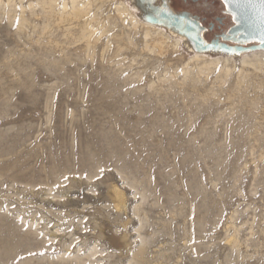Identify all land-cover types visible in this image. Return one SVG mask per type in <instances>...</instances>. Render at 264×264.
I'll return each instance as SVG.
<instances>
[{
	"label": "rangeland",
	"instance_id": "1",
	"mask_svg": "<svg viewBox=\"0 0 264 264\" xmlns=\"http://www.w3.org/2000/svg\"><path fill=\"white\" fill-rule=\"evenodd\" d=\"M22 5L0 8V264H264V66L206 71L164 39L151 55L114 6L88 13L87 55L80 20L49 40L43 6Z\"/></svg>",
	"mask_w": 264,
	"mask_h": 264
},
{
	"label": "bare ground",
	"instance_id": "2",
	"mask_svg": "<svg viewBox=\"0 0 264 264\" xmlns=\"http://www.w3.org/2000/svg\"><path fill=\"white\" fill-rule=\"evenodd\" d=\"M19 2V4L21 5L20 9H22V12L24 11V7L22 5V1L23 0H16ZM15 0H6L5 2L3 0H0V8H7L6 6H8L9 8H11V6H14L16 3ZM160 0H157V2H159ZM37 3V2H36ZM58 0H38V4H41L44 8V10H46L44 13H46V18L44 21L43 26H41L42 28L40 29V33L41 35L46 36L47 39H49L50 37H53V31L56 28H60V26L63 24L66 27H64V32H66V34L63 32V36H65L64 38L69 37L68 34H71L72 30L68 27L70 25V23H72V21L74 20H80V33L79 34V39L78 41H82L86 43V51H87V55H92L95 51L97 42L99 40V38L95 35L94 33V29L95 26L92 27L91 23H95V18L98 17L97 15H95V17H93L92 19H88L87 15L89 12H91L90 10L92 8H96L98 11H100L102 8L105 9L106 7L110 6H114V8L112 9L113 13L110 12V14L112 13L111 16H114V18H116L115 16H117L118 19H121V21L123 19L128 20L129 22V26L131 27L130 30L126 29V32L122 33V35H124L123 38H126V41L132 43L133 40H135L134 38H132V32L138 31L139 29H141V34L143 35V41H145V46L147 48V51L149 52V54L151 53H158L159 54L163 51L162 49H164L166 46H164V48L162 47L161 44V40L164 39V41L169 40L170 42H172L171 44H174L175 46L177 45H181L182 47L185 49V46H187L186 44L189 42V40L187 39L186 35L183 33H180L177 29L173 28V27H167L165 25H158V24H154L151 21H149L148 19L143 17V14H141V10L139 9V7L136 4H132L130 2V0H63V3L61 4V10L58 11L57 9V4H58ZM32 2L27 4V7L32 9ZM37 6V5H36ZM8 8V9H9ZM33 8H35L33 6ZM27 9V8H26ZM41 9V8H40ZM1 10V9H0ZM12 10V9H11ZM28 10V9H27ZM43 10V11H44ZM93 11V10H92ZM105 11V10H104ZM21 12V13H22ZM31 12H33L31 10ZM109 12V11H108ZM42 13V11H41ZM97 13V11H96ZM95 13V14H96ZM102 13V12H101ZM43 14V13H42ZM90 14V13H89ZM100 14V12H99ZM104 14V12H103ZM103 14H100L103 15ZM105 14H107L105 12ZM102 17V16H101ZM116 18V19H117ZM117 19V20H118ZM22 22V18L20 19ZM27 20V19H26ZM110 20V19H107ZM114 20V19H113ZM20 21V22H21ZM120 21V20H119ZM77 22V21H76ZM75 22V24H76ZM79 22V21H78ZM77 22V23H78ZM124 22V21H123ZM126 22V21H125ZM21 24V23H20ZM127 24V23H126ZM110 25V24H109ZM108 25V26H109ZM78 26V25H77ZM111 26V25H110ZM127 26V25H126ZM23 26H21L22 28ZM73 27V26H72ZM125 27V26H124ZM128 27V26H127ZM20 28V29H21ZM25 28V27H24ZM23 30V29H22ZM71 30V32H70ZM120 30V29H119ZM125 30V29H124ZM121 32V31H120ZM138 33V32H137ZM121 34V33H120ZM62 35V33H61ZM121 35V36H122ZM62 36V37H63ZM67 36V37H66ZM72 36V35H71ZM74 36V35H73ZM119 36V37H121ZM136 36V35H135ZM139 36V35H138ZM78 37V36H77ZM140 37V36H139ZM42 38V37H41ZM122 38V37H121ZM45 40V39H44ZM50 40V39H49ZM75 40V39H73ZM77 40V39H76ZM75 40V41H76ZM122 40V39H121ZM124 40V39H123ZM142 40V37H141ZM55 40H53L54 42ZM74 41V42H75ZM125 43H128L126 42ZM52 42V44H53ZM124 42V41H123ZM39 43V42H38ZM48 43V42H47ZM124 43V44H125ZM135 42H133L132 45L133 46ZM165 44V43H164ZM169 44V43H168ZM62 43L59 42L58 40L55 41V43L53 44V46L49 49L51 52H53L55 55V57H53L52 55V59L49 62V66H53L54 68V73L55 74H61V72L66 68V65L70 64L72 61L69 59L70 52H67V50L65 48H63ZM64 45V44H63ZM67 46V44H66ZM171 46V45H170ZM169 46V47H170ZM173 46V45H172ZM42 47V46H41ZM104 47V46H103ZM126 47V46H125ZM189 49L191 50V62L192 60L196 61L197 64H199L198 62H202V65L204 63V69L206 71L211 70L212 68L216 67L218 64H222L223 66V74L225 73L226 76L228 75V73H230L229 71L231 70V68L235 65L236 60L235 59H239L238 61L240 62V65L242 68H245L248 66L253 67L255 69H259L262 66H264V49H260V50H255V51H251V52H243L240 54H227V53H223V52H213V51H196L193 48L190 47L189 43L188 46ZM166 49V48H165ZM164 49V50H165ZM45 50V49H44ZM122 49H119L118 51H121ZM162 50V51H161ZM173 50V49H172ZM117 51V50H116ZM166 51V50H165ZM186 51V50H185ZM46 52V51H45ZM44 52V53H45ZM47 54V53H46ZM86 54V53H85ZM102 54V53H101ZM42 55V54H41ZM45 55V54H44ZM51 55V54H50ZM61 55H64L67 59L63 60L61 59ZM152 55V54H151ZM212 55H216L215 57H213ZM102 56V55H101ZM121 56V54H120ZM159 56V55H158ZM162 56V55H161ZM43 57V56H42ZM48 59V58H47ZM10 60V59H9ZM16 61V59H14ZM13 60V61H14ZM14 61V63H15ZM45 60H43L44 62ZM47 61V60H46ZM12 61H10L9 63H11ZM46 63V62H45ZM195 63V65H196ZM48 64V63H46ZM155 64V63H154ZM18 65V63H17ZM201 65V67H203ZM198 66V65H196ZM18 67V66H17ZM240 67V68H241ZM8 68V67H7ZM16 68V67H15ZM247 68H245L247 70ZM10 69V68H9ZM8 69V71H9ZM13 69V68H12ZM18 69V68H17ZM102 69V68H101ZM201 69V68H199ZM15 70V69H14ZM103 70V69H102ZM106 73H109V69H104ZM198 70V69H197ZM202 70V69H201ZM202 70V71H203ZM262 70V69H261ZM13 71V70H11ZM242 71V70H241ZM260 71V70H258ZM17 72V71H16ZM104 72V71H102ZM184 80H188V81H192L191 80V75L188 74V72L185 70L184 71ZM245 72V71H244ZM121 73V72H120ZM198 73H204V72H198ZM208 73V72H207ZM205 74V73H204ZM115 75V74H114ZM111 76V75H110ZM224 76V75H222ZM177 77V76H176ZM225 77V76H224ZM110 78V77H109ZM164 79V78H163ZM171 80L173 79L172 77L170 78ZM177 79V78H176ZM16 80V78H15ZM177 81V80H175ZM174 82V80H173ZM178 82V81H177ZM193 82V81H192ZM62 84L65 83V79L63 82H61ZM169 83V82H168ZM173 84V83H172ZM177 84V83H176ZM262 84V83H261ZM175 85V84H174ZM149 86V85H148ZM150 86H154V84L150 85ZM160 86V85H159ZM164 86V85H163ZM177 86V85H176ZM180 86V85H179ZM157 87V86H156ZM155 87V88H156ZM193 87V86H192ZM261 87V86H260ZM153 88V87H152ZM151 88V89H152ZM195 88V87H194ZM158 89V87L156 88ZM172 90V89H171ZM157 91V90H155ZM194 91V90H193ZM166 94V93H165ZM169 94V93H168ZM211 94V93H210ZM181 95V94H180ZM157 96V95H156ZM203 96V95H202ZM208 96V95H207ZM213 96V94H212ZM162 97V96H161ZM167 97V96H166ZM230 100V99H229ZM242 100V99H241ZM205 102V101H204ZM113 103V102H112ZM112 103L110 101H105L104 105L105 106H110L112 105ZM143 114V113H142ZM162 117V116H161ZM163 118V117H162ZM161 118V119H162ZM162 122V121H160ZM165 122V121H164ZM160 124V123H159ZM157 124V125H159ZM164 124V123H163ZM154 126V125H153ZM163 126V125H162ZM163 127H167V126H163ZM162 127V128H163ZM160 128V127H159ZM168 129V128H166ZM166 129H162V131H166ZM170 131V130H167ZM206 132V131H205ZM167 136H170V133H167ZM100 140L102 141H108V137L106 138L104 135H99L97 136ZM94 142H85L83 147L86 150H89L92 146ZM159 144V143H158ZM172 144V142H171ZM108 146V145H107ZM110 146V145H109ZM162 147V146H160ZM159 147V148H160ZM163 149V148H162ZM161 150V149H160ZM159 150V151H160ZM199 150V149H197ZM165 151V150H162ZM114 152V151H113ZM116 153V152H114ZM164 153V152H163ZM199 153V152H198ZM161 155V154H160ZM117 156V155H116ZM118 157V156H117ZM163 157V156H162ZM160 158V156H159ZM120 159V158H118ZM163 161V160H162ZM187 161V160H185ZM159 162V161H158ZM185 164V163H184ZM188 165V164H187ZM210 168V167H209ZM170 174V173H169ZM125 175V174H124ZM170 176V175H169ZM134 177V176H133ZM134 180H132L133 182ZM143 183V182H142ZM111 186V185H110ZM134 187V186H132ZM108 189H110L109 191L111 192V199L113 200L114 204H115V208L118 210L120 209H125V205H126V195L123 191H121L119 189V187H116V185L111 186L110 188L107 187ZM108 192V191H107ZM152 192V191H151ZM145 195V194H144ZM107 196V195H106ZM107 199V197H106ZM136 208V206H134ZM134 208V209H135ZM127 210V209H126ZM136 211V209H135ZM134 211V212H135ZM120 212V211H119ZM144 215V214H143ZM140 218V217H139ZM125 226V225H124ZM261 227V226H260ZM259 227V228H260ZM263 227V226H262ZM263 230V229H262ZM264 231V230H263ZM263 233V232H262ZM261 233V234H262ZM264 235V233H263ZM233 240V239H232ZM231 240V241H232ZM237 242V241H236ZM12 245V244H11ZM232 245V243H231ZM4 246V245H3ZM7 246V245H6ZM234 246V245H233ZM235 247V246H234ZM11 248V247H10ZM142 249V248H141ZM140 249V250H141ZM143 250V249H142ZM136 254V253H135ZM140 254H142V252H140ZM139 255V254H137ZM137 258V256H135ZM140 257V256H139ZM138 257V258H139ZM136 258H134L136 260ZM140 259V258H139ZM138 259V261H139ZM141 261V259H140ZM136 262V261H135ZM145 262V261H144ZM136 264H139L138 262ZM141 264V263H140ZM143 264V263H142Z\"/></svg>",
	"mask_w": 264,
	"mask_h": 264
},
{
	"label": "water",
	"instance_id": "3",
	"mask_svg": "<svg viewBox=\"0 0 264 264\" xmlns=\"http://www.w3.org/2000/svg\"><path fill=\"white\" fill-rule=\"evenodd\" d=\"M143 10V17L154 24L173 27L186 35L196 51H213L240 54L264 49V0H220L225 12L233 17V26L218 39L205 43L201 37L202 27L187 13H174L169 0H136Z\"/></svg>",
	"mask_w": 264,
	"mask_h": 264
},
{
	"label": "flooded vegetation",
	"instance_id": "4",
	"mask_svg": "<svg viewBox=\"0 0 264 264\" xmlns=\"http://www.w3.org/2000/svg\"><path fill=\"white\" fill-rule=\"evenodd\" d=\"M169 6L174 13H187L199 22L205 43L218 39L219 42L233 46L220 37L234 24L232 16L225 12V6L220 0H169Z\"/></svg>",
	"mask_w": 264,
	"mask_h": 264
},
{
	"label": "snow or ice",
	"instance_id": "5",
	"mask_svg": "<svg viewBox=\"0 0 264 264\" xmlns=\"http://www.w3.org/2000/svg\"><path fill=\"white\" fill-rule=\"evenodd\" d=\"M233 19H235V17H233ZM101 172H103V170L101 169Z\"/></svg>",
	"mask_w": 264,
	"mask_h": 264
}]
</instances>
